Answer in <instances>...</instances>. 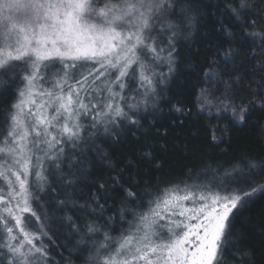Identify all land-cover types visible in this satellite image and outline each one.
I'll list each match as a JSON object with an SVG mask.
<instances>
[{"label":"snow or ice","instance_id":"obj_1","mask_svg":"<svg viewBox=\"0 0 264 264\" xmlns=\"http://www.w3.org/2000/svg\"><path fill=\"white\" fill-rule=\"evenodd\" d=\"M211 7L202 0H0V87L14 100L0 113V264H56L53 220L82 245L83 264H256L235 223L264 196V154L241 157L211 186L148 184L141 192L131 173L123 178L129 161L95 181V192L81 189L95 161L114 167L105 142L135 135L141 113L160 110L183 42ZM215 7L255 45L249 103L235 104L241 77L231 73L221 77L219 95L201 87L192 104L169 102L173 123L183 124L192 107L230 111L241 124L251 111H264V83L253 88L264 77V59H256L264 56V0ZM217 30L233 38L231 25ZM235 55L223 51L226 62ZM219 60L218 53L206 57L199 83L220 76ZM217 130L209 129L213 144ZM141 159L154 157L145 150ZM42 192L46 209L38 204ZM109 199L119 207L109 209Z\"/></svg>","mask_w":264,"mask_h":264},{"label":"trees","instance_id":"obj_2","mask_svg":"<svg viewBox=\"0 0 264 264\" xmlns=\"http://www.w3.org/2000/svg\"><path fill=\"white\" fill-rule=\"evenodd\" d=\"M202 2L213 7L203 8L198 26L183 42L178 60L179 67L161 94L163 99L160 101V110L153 113L150 109L141 113L143 127L135 129V135L128 132L122 134L119 142H105L103 147L114 167L109 168L102 162L95 161L92 174L85 176L81 184L85 196L89 192H95V181L101 177L107 179L109 175H115L129 161L133 162V166L124 173L123 178L128 181V174L131 173L139 180L140 188L137 190L143 192L148 184L160 187L174 184L183 186L185 183L201 187L211 186L224 177L225 170H230L232 165L238 164L241 157L264 154V134L260 130V124L264 122V111H251L246 123L241 124L232 120L230 111L218 115L215 112L212 114L200 112L196 107H192L189 116L180 117L184 121L183 124L173 123L176 116L169 112V102L175 103L177 99H182L192 104L194 92H198L201 87L211 89L219 95L224 88L221 77L226 79L231 73L241 77L237 87L232 90L236 97L235 104L239 105L241 101L248 104L249 92L246 85L256 75L251 70L254 61L250 57L251 49L255 45L245 39L242 26L224 16L223 8L216 9L215 5L220 0ZM221 22L231 25L233 38L229 39L217 30ZM228 48L233 49L236 55L228 58L226 62L223 51ZM213 53L220 56V76H212V83H199L203 80V77L198 75L201 65L205 63L206 57ZM256 59H264V56L258 55ZM262 83L264 77L254 80L253 88ZM13 102L12 94L0 87V113ZM2 119L0 116V121ZM217 126L216 135L220 139L213 144L209 129ZM157 129L160 133L167 130V135L157 134ZM224 129L228 131L224 132ZM145 150L152 152L153 162L141 159V153ZM40 195L43 199L38 201V204L46 209L49 196L43 192ZM107 205L109 209L119 207L114 205L111 199L107 201ZM37 211H41V208H37ZM50 227L54 234L51 252L56 264H83L87 253L80 252L79 248L82 245L77 246L71 234L66 228H62L57 220L51 221ZM235 230L240 234L243 244L253 254L256 264H264V196L255 198L254 202L241 213L235 223Z\"/></svg>","mask_w":264,"mask_h":264},{"label":"rangeland","instance_id":"obj_3","mask_svg":"<svg viewBox=\"0 0 264 264\" xmlns=\"http://www.w3.org/2000/svg\"><path fill=\"white\" fill-rule=\"evenodd\" d=\"M29 179L31 180L32 179V177H29ZM3 185V182L2 181H0V186H2ZM25 215H27V214H25ZM160 223H166V221H161Z\"/></svg>","mask_w":264,"mask_h":264}]
</instances>
